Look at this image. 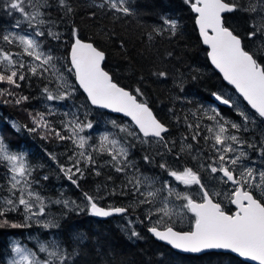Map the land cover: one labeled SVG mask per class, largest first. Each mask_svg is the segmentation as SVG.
<instances>
[{"label":"snow or ice","instance_id":"snow-or-ice-1","mask_svg":"<svg viewBox=\"0 0 264 264\" xmlns=\"http://www.w3.org/2000/svg\"><path fill=\"white\" fill-rule=\"evenodd\" d=\"M184 3L195 13V23L202 43L209 49L207 55L211 64L247 102L241 108L230 97L213 93L216 101L234 110L240 118L239 122L221 115L214 105H201L193 111L194 123L185 116L191 140L199 144L203 137L206 145L196 152L192 151V143H185L187 136L182 138L179 151H175L176 141L165 135L169 128L154 115L142 89L136 88L132 92L114 82L102 67L105 52L94 42L81 39L75 27L72 29L74 42L66 57L67 63L58 64L60 58L45 45L49 39L60 40L61 37L47 26L56 23L50 19V10L54 6L62 11L61 19L72 14L74 9L69 0H55V4L50 0H4L2 7L7 14L19 15L15 16L10 28L0 30V85L8 86L0 87V98L11 97V100L4 99L3 102L19 105L28 101L29 97L13 89L21 88V82L30 84L33 77L46 81L41 88L46 110L30 112L33 126L23 125V129L29 133L41 131L42 139L54 137L60 141H71L74 148L68 157V164H60L53 153H48V156L77 188H80L79 181L86 172L94 171L99 176V167L109 166L124 176V183L119 192L112 189L106 195H130L134 202L128 207L100 206L97 201L105 199V195L100 194L99 187L97 195L83 192L84 203L46 198L34 188L39 179L33 176L35 168L28 161L27 153L11 150L0 137V167L4 169L0 193H6L0 194V228L24 229L31 228L33 224L45 230L59 228L57 219L48 211L52 204L98 218L121 215L128 212L129 207L147 205L144 219L152 221L153 216L156 217L148 231L173 249L193 254L223 250L255 264H264V132H261L259 147L242 135L264 125V61L258 57V52L264 51V0H247L246 3L242 0H184ZM105 5H108V11L113 12L114 20L136 15L129 0H103L95 6L104 8ZM237 11L249 14L248 26L251 30L244 36L237 35L225 23L224 14ZM162 20L166 27L154 28L156 35H163L164 32L176 35L178 22L166 17ZM148 38L152 39L151 34ZM245 40L258 44L259 48L249 51ZM68 74L74 76V82ZM153 75L167 77L163 71ZM178 86L183 91L182 82ZM80 90L86 95L80 107H76V94ZM68 100L73 101L74 110L63 113L61 128L57 129L48 117L57 114L56 104ZM89 106L123 114L130 118L131 125L109 120L112 130H106L99 135L98 142H92L91 134L81 135L94 127L93 121L88 119ZM81 108L84 109L83 118ZM205 120L210 123L204 124ZM12 127L17 132L21 131V126L16 123ZM129 137L135 143L129 141ZM137 143L156 146L155 153L145 154L143 160L155 164L166 174L165 178L140 173L136 162L129 158L131 148ZM245 146L256 149L261 160L259 166L250 160ZM185 153L195 161V167L188 166L181 159ZM102 155L110 159L100 164L97 157ZM156 156L161 159L156 161ZM202 171L210 172L219 183L228 186L226 190L221 192L210 188L201 178ZM217 173L220 175L216 176ZM167 177L177 183H171ZM43 179L47 180L48 176ZM177 185H183L185 189L196 188L194 191L180 190ZM221 196L234 205V212H227L216 199ZM175 201L182 203L177 206ZM176 207L180 210L176 211ZM10 213L19 215L22 221L9 219ZM188 213L193 217L190 230H177L172 223L173 217L182 220ZM132 223L129 220V224ZM139 235L134 228L131 230L130 236ZM74 238L83 240L82 235ZM28 239L35 241L36 249L14 239L6 264H72L73 258L78 255V250L67 251L56 238L42 241L38 236L29 235ZM39 253H43L45 258H41Z\"/></svg>","mask_w":264,"mask_h":264},{"label":"trees","instance_id":"trees-1","mask_svg":"<svg viewBox=\"0 0 264 264\" xmlns=\"http://www.w3.org/2000/svg\"><path fill=\"white\" fill-rule=\"evenodd\" d=\"M3 2L4 0H0V30L10 28L15 22V16L19 15L17 13L9 16L2 7ZM50 2L55 4V0H50ZM129 2L136 15L115 20L112 18L113 12L108 11V5L104 8L95 6L103 3V0H69L74 11L70 16H63V19H61L62 11L54 6L50 10V19L56 23L47 27H52L53 31L60 34L61 39H49L45 46L51 47L53 54L60 58L58 64H66L68 48L73 39L72 29L73 27L78 29L81 39L94 42L95 46L105 52L106 59L102 67L109 72L114 82L132 92L136 88L142 89L154 115L169 128V132L165 135L170 140L176 141L175 151H179L182 138L187 136L188 140L185 143H192V151L196 152L204 148V140L201 137L199 144L191 140L185 116L188 117L189 122L194 123L191 113L201 105H214L211 101L213 93L224 95L232 91L224 85L220 77L209 66L206 50L202 47L194 27V16L184 0H129ZM242 2L246 3V0ZM92 13L95 15L93 16ZM162 17L178 22L176 35H170L168 32L156 35L154 28L166 27L163 25ZM225 23L240 36H244L251 30L248 26L249 14L247 13L237 11L225 15ZM149 34L152 36L151 40L148 38ZM121 43L124 45L123 48H121ZM244 43L249 51L259 48L252 41L245 40ZM263 54L264 51L258 52L261 61L264 60L261 57ZM63 70L66 71V69ZM160 71L166 72L167 77L161 78L153 75L154 72ZM68 75L69 79L74 82V77L71 74ZM181 82L183 91L178 86ZM44 83L46 81L33 77L30 84L21 82V88L13 89L29 97L28 101L19 105L3 102L4 99L11 100V97L0 98L1 137L11 150L27 153L28 161L35 168L33 176L39 179V184L34 185V188L46 198L75 200L79 204L84 203L83 192L97 195L99 187L100 194L105 195V199L97 201L100 206L105 208L109 205L128 207L134 202L132 196L106 195L112 189L120 191L124 183L122 174L116 173L109 166L99 167L101 175H95L94 171L86 172L85 177L79 181L80 188H77L64 177L57 164L48 156V153H53L60 164H68V157L72 155L74 148L71 141H60L54 137L42 139L41 131L29 133L23 129V125L32 127L23 121L26 114L46 110L44 108L46 101L41 98V88ZM76 96L75 105L80 107L85 97L80 91ZM237 100L239 106L242 105L241 108H244L245 105L239 99ZM72 104V100L56 104L57 114L48 117L55 128H61L60 121L64 119L65 111L74 110ZM89 108L88 119L93 121L94 127L81 135L91 134L92 142H98L100 134L106 130H112L111 124L108 123L109 120L114 119L119 124L131 125L126 120L111 116L101 109H93L90 106ZM218 109L224 117L239 122L240 118L232 108L218 107ZM83 112L84 109L81 108V118H83ZM12 119H15L16 124L21 126V131L17 132L13 127L12 131L9 129L8 121ZM203 123L209 124L210 122L205 120ZM263 127L264 125L258 126L254 131L242 135L259 147ZM62 134L67 135V133ZM128 139L135 143L131 137ZM245 150L252 161L260 159L256 149H249L245 146ZM155 151V145L137 143L131 148L129 158L136 162L143 175L165 178V174L155 164H148L143 160L145 154H154ZM97 159L100 164H103L110 157L102 155ZM160 159L159 156L155 157L156 161ZM181 159L188 166L194 167L191 157L186 153L182 154ZM3 173L4 169L0 167V183L4 180ZM45 175L48 176L47 180L43 179ZM109 176L112 177L111 180L108 179ZM179 186L181 190L183 186ZM192 188L196 187L192 186ZM146 207L147 205L129 207V211L121 217L99 221L86 212L77 214L76 211H69L62 205L52 204L48 211L57 219L59 228L45 230L35 224L31 228L24 229H13L8 226L0 228V264H6L10 257V244L14 239H19L34 248L35 241L29 240V235L38 236L42 241L56 238L67 251L78 250V255L73 258L72 264H247L229 254L206 253L190 256L173 252L168 247L154 241L148 234L149 226L144 219V208ZM224 208L230 213V206H224ZM142 209L143 215H137L138 210ZM9 219L21 222L23 218L10 213ZM129 220L133 221L131 225ZM133 228L140 234L139 237L130 236ZM176 229L187 231L179 227ZM78 235L83 236L82 241L74 238ZM39 255L45 258L43 253Z\"/></svg>","mask_w":264,"mask_h":264},{"label":"rangeland","instance_id":"rangeland-1","mask_svg":"<svg viewBox=\"0 0 264 264\" xmlns=\"http://www.w3.org/2000/svg\"><path fill=\"white\" fill-rule=\"evenodd\" d=\"M246 2H247V0H246ZM248 45L250 44L249 42L247 43ZM254 45H256V44H254ZM257 46H259L258 44H257ZM259 57V56H258ZM263 59H264V54H263V56H261ZM264 61V60H263ZM2 87H8L7 85H2ZM224 96L225 97H230L231 99H232V101H233V103L234 104H239L238 103V98L233 94V92L231 93V92H229V93H224ZM240 100V99H239ZM242 106V105H241ZM240 106V107H241ZM24 121V123H28L29 125H32V122H31V118H30V116L29 115H27L26 114V116H25V120H23ZM128 122V121H127ZM8 123H9V129L11 130L12 129V124L13 123H16V121H15V119H12V120H9L8 121ZM129 123V122H128ZM33 126V125H32ZM260 127H262V125H259ZM12 131V130H11ZM262 131L264 132V127L262 128ZM0 137H1V134H0ZM202 139H203V137H202ZM205 142H204V148H205ZM245 150V149H244ZM246 151V150H245ZM250 160H251V158H250ZM192 162H193V165H194V167H195V161H193L192 160ZM191 162V163H192ZM246 162H248V161H246ZM255 162H256V164H258L257 166H259L260 164H261V160L260 159H255ZM166 175V174H165ZM220 174L219 173H217L216 174V176H219ZM201 178H202V180L206 183V184H208L209 185V187L210 188H215L216 190H219V191H221V192H224L225 190H226V188L228 187V186H226V185H223V184H221V183H219L218 182V180L215 178V177H213L212 176V174L210 173V172H208V171H202L201 172ZM167 179L171 182V183H173V184H176L177 182H175L171 177H167ZM157 187L159 186V185H156ZM183 186V185H182ZM177 187L179 188L180 186L179 185H177ZM196 187V186H195ZM181 190H187V191H194L195 190V188H192V189H185L184 188V186H183V188L181 189ZM217 200H219L224 206H229V203L227 202V200L223 197V196H221V197H217L216 198ZM182 203V201H175V205H180ZM148 207V206H147ZM147 207L146 208H144V215L146 216L147 215ZM176 211H179L180 209L178 208V207H176V209H175ZM138 213L139 214H137V215H143V209L140 211V210H138ZM121 217V216H120ZM42 219V218H41ZM156 219V217L155 216H153V218H152V221H149V220H146V223H147V225L150 227L151 225H152V222L154 221ZM192 221H193V217L191 216V214L190 213H188L182 220L181 219H178V218H176V217H173V221H172V223H173V226L175 227V228H182V230H190V228H191V224H192ZM21 243H23L22 241H21ZM34 250L36 249V244H35V246H34V248H33ZM40 254V253H39ZM8 259H9V257H8ZM7 259V260H8ZM7 262V261H6Z\"/></svg>","mask_w":264,"mask_h":264},{"label":"water","instance_id":"water-1","mask_svg":"<svg viewBox=\"0 0 264 264\" xmlns=\"http://www.w3.org/2000/svg\"><path fill=\"white\" fill-rule=\"evenodd\" d=\"M189 9H190V7H189ZM190 11H191V10H190ZM191 13H192L193 16H194V21H193V23H194V27H195V30H196V32H197L198 38H199V40H200V43H201L202 47L206 50V59H207V62H208V64H209V66H210L211 69H212V70H213V71H214V72L220 77V79H221V81L224 83V85H225L226 87H228L229 89H231V91L233 92V94H234L238 99H240V101L246 106V105H247V102H246V101H243V98L239 96V93H237V92L235 91L234 87H233L232 85H229V84L227 83V81H225V80L223 79L222 74H221V73H220V72L214 67V65L211 64V61H210V59H209V57H208V55H207V52L209 51V49H208V47H207L206 45H204V44L202 43V38H201L200 35H199L198 26H197L196 23H195V13H193V12H191ZM228 14H231V13H225L224 16H225V15H228ZM73 42H74V38L72 39L71 44H72ZM71 44H70V46H71ZM70 46H69V48H68V53L70 52ZM67 56H68V55H67ZM73 77H74V76H73ZM74 80H75V78H74ZM80 92L83 94L82 90H80ZM83 95H84V97H85L86 94H83ZM211 101H212V102L214 103V105L217 106V107L229 108L228 106L223 105V104H220L218 101H216L215 98H214V96L211 97ZM90 107H92L93 109H98V108H95L94 106H90ZM101 110L105 111L107 114H109V115H111V116L120 117V118H122V119L128 121V122L131 124L130 118L123 116V114H120V113H113V112H111L110 110H107V109H101ZM137 131H138V130H137ZM230 206L232 207L233 212H234V205H231V204H230ZM124 214H125V213H124ZM124 214H121V215H113V216H110V217H107V218H98V217H93V218L96 219V220H99V221H104V220L109 219V218L123 216ZM147 232H148V234L152 237V239H153L154 241H156V242H158V243H160V244H162V245L168 247L170 250H172L173 252L178 253V254H180V255L198 256V255H202V254H206V253H221V254H229V255H231V256H233V257H235V258L239 259L240 261H242V262H244V263H247V264H255V262H253V261H247L245 258L239 257L238 254L230 253V252H226V251H223V250H208V251H205V252H202V253H198V254H193V253H183V252H180L179 250L173 249L170 245H167L165 242L157 240L155 237L152 236V234L148 231V229H147Z\"/></svg>","mask_w":264,"mask_h":264},{"label":"flooded vegetation","instance_id":"flooded-vegetation-1","mask_svg":"<svg viewBox=\"0 0 264 264\" xmlns=\"http://www.w3.org/2000/svg\"><path fill=\"white\" fill-rule=\"evenodd\" d=\"M232 212H233V209H231L230 213H232Z\"/></svg>","mask_w":264,"mask_h":264}]
</instances>
